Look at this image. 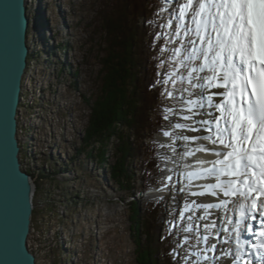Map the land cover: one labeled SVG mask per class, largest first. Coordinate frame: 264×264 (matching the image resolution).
I'll use <instances>...</instances> for the list:
<instances>
[{"label": "rangeland", "instance_id": "374dc122", "mask_svg": "<svg viewBox=\"0 0 264 264\" xmlns=\"http://www.w3.org/2000/svg\"><path fill=\"white\" fill-rule=\"evenodd\" d=\"M166 2L156 0L152 11L150 9L144 13L141 25L151 27L150 33L156 45L162 49L168 45L166 55L162 58L164 64H167L163 72L165 81L173 83L167 92V95L171 92L172 96H166L163 102L164 113L161 114L165 121L152 141L160 144L161 148L163 143L171 145V151L156 148L155 155H150L151 150L147 152L148 157L143 154L138 157L134 166L137 171L132 190L134 196L123 191L109 171V164L117 160L114 154L118 142L116 138L110 141L108 162L103 167L96 164L95 158L80 154L71 165L70 174L62 172L57 176L58 186L55 189L47 185L44 195L36 196L39 198L35 205L38 216L33 222L29 247L37 253L39 264H63L61 249L65 250L64 245L73 254V259L77 257L73 264H138L136 235L129 212V204L134 198L145 207L160 204L155 220L160 228L157 234L162 244L157 248L163 250L167 242L171 243L172 264L178 259L174 251L177 244L179 249H186L190 258L193 256L195 261H200L198 256L202 253V249H199L201 243L189 247L196 244L190 229L195 230V218L205 215L204 208L195 207L198 205L195 201L188 205L196 195L172 192L175 184L162 187L164 191L155 190L154 185L164 182V160L172 155L174 144L179 142L173 140L176 131H182L169 127L173 121L184 122L185 109L176 99L183 97L186 101L187 95L193 91L189 87L188 73H183V77L178 74L182 72L180 57L177 55L176 60L172 59V50L181 48L186 40L183 36L178 38L174 35V31L182 29L171 11L174 6ZM117 3L119 6V0H29L33 58L29 61L20 112V138L24 142V160L29 168L39 172L44 164L49 168L55 162L62 160L64 163V155L74 158L77 149L83 146L82 138L91 113L88 102H93L101 93L105 75L104 61L109 53L106 50L114 35L111 31L108 33L105 27H118V21L121 20L116 11ZM146 40L149 43V35ZM57 71L60 82L55 86ZM182 88L184 93L180 92ZM177 108L181 109L179 113L175 112ZM165 116L168 118L165 119ZM32 124L35 129L31 128ZM164 131L171 132L173 139L164 136ZM143 142H147V139ZM47 144L51 146L46 150ZM52 147L54 149L50 152ZM42 149L45 154H42ZM154 158L159 163V174V169L152 167ZM52 190L55 193L48 197V192ZM191 206L194 211L188 210ZM190 216L193 221L188 225L190 221L187 218ZM196 235L200 236L199 231ZM142 239L145 240L144 237ZM69 240L73 241V245L66 244ZM159 252V264H167L164 252Z\"/></svg>", "mask_w": 264, "mask_h": 264}, {"label": "snow or ice", "instance_id": "6c2138e0", "mask_svg": "<svg viewBox=\"0 0 264 264\" xmlns=\"http://www.w3.org/2000/svg\"><path fill=\"white\" fill-rule=\"evenodd\" d=\"M175 3L177 7L172 12L176 13L175 19L182 31H174V35L183 36L186 43L172 52L174 57H180L182 72L178 74L183 77V73H188L189 87L193 91L186 101L183 97L174 99L187 109L183 119L194 123L189 128L173 121L169 127L182 129L176 134L178 138L206 137L211 141L214 147L209 151L215 158L207 161L210 167L201 175L215 177V183L200 187L209 189L210 195L219 200L195 206L203 207L205 215L195 218L196 228L190 230L196 244L189 247L204 243L208 251L223 253L225 257L216 260L213 256L209 261L234 264L235 256L226 247L231 240L225 227L230 223L227 215L230 200L233 203L242 201L241 219L246 211L249 213L246 223L249 238L256 234L252 231L253 222L256 229H264V0H186L184 3L175 0ZM184 91L180 89L181 93ZM205 92L210 93L206 99ZM180 111L179 108L175 110L176 113ZM186 131L198 135L189 138L184 135ZM163 135L167 137L170 133L164 131ZM210 209L216 210L211 220ZM187 219L193 221L191 216ZM200 220H208L203 224L207 235H196L201 227ZM211 229H215L213 243L208 242ZM259 235L264 237V231ZM251 247L256 251L248 254L258 256L259 264H264V253L255 243ZM259 247H264V240ZM174 251L178 258L175 264H197L186 249H179L178 244ZM244 264H252V261Z\"/></svg>", "mask_w": 264, "mask_h": 264}, {"label": "trees", "instance_id": "16d2710c", "mask_svg": "<svg viewBox=\"0 0 264 264\" xmlns=\"http://www.w3.org/2000/svg\"><path fill=\"white\" fill-rule=\"evenodd\" d=\"M154 2L155 0H119V6L117 3L116 11L121 20H117L118 27H105L108 33L111 31L114 35L106 50L109 53L104 61L105 75L101 93L93 102H88L91 113L89 125L82 138L83 146L77 149L76 157L69 156L64 163L61 160L51 164L49 168L44 164L39 172L27 167V171L36 181L38 197L44 195L47 185L55 189L58 186L57 176L70 171L71 165L73 166L82 153L89 158H95L96 164L103 167L108 162L107 154L113 138L118 141L114 148L117 160L109 164V171L119 187L129 196H134L132 190L137 173L135 162L142 154L147 156V152L151 150L153 151L150 155H155L156 148L148 140L153 138L158 132V127L164 122L161 113L162 104L166 100V82L162 81L159 68V49L158 46L152 45L148 26L141 25L144 13L152 9ZM148 35L149 43L146 40ZM146 139L147 142H143ZM154 160L152 167L158 170L157 158ZM54 193V190L49 191L48 197ZM36 200L39 201V198ZM142 206L143 204L135 198L129 204L130 219L136 235L137 263L159 264L161 251L164 252L167 264H172L171 243L167 242L169 244L166 243L163 250L157 248L162 244L157 234L160 228L155 220L160 204L143 206L144 210ZM37 216L35 208L34 223ZM166 239L168 240V237Z\"/></svg>", "mask_w": 264, "mask_h": 264}, {"label": "water", "instance_id": "95a60500", "mask_svg": "<svg viewBox=\"0 0 264 264\" xmlns=\"http://www.w3.org/2000/svg\"><path fill=\"white\" fill-rule=\"evenodd\" d=\"M32 27L29 0H0V264H38L29 248L38 189L20 138Z\"/></svg>", "mask_w": 264, "mask_h": 264}, {"label": "bare ground", "instance_id": "6f19581e", "mask_svg": "<svg viewBox=\"0 0 264 264\" xmlns=\"http://www.w3.org/2000/svg\"><path fill=\"white\" fill-rule=\"evenodd\" d=\"M179 2L180 3H184V2H186L185 0H179ZM39 6V5H38ZM173 9V8H172ZM172 9H171V11H172ZM35 31V30H34ZM30 65H28V67H29ZM71 72V71H70ZM39 81V80H38ZM26 86V85H25ZM192 93V92H191ZM208 93V94H207ZM210 93L209 92H205V99L207 98V96L209 95ZM191 95V94H190ZM187 97H188V95H187ZM197 97H193V99H196ZM213 100L215 101V97H213ZM183 107H184V116L186 115V112H187V109H186V107H185V105H183ZM20 115H21V113H20ZM183 116V117H184ZM180 123L181 124H186L189 128L191 127V123H194V121H185L184 120V122H181L180 121ZM177 133L178 132H181V131H176ZM184 135L185 136H187V137H189V138H191V137H193V136H197L198 135V133H196V132H193V131H186V132H184ZM204 138H206V137H204ZM163 139H165V138H163ZM167 139V138H166ZM165 139V140H166ZM168 139H170V140H172L173 139V136H172V134H171V132H170V135H169V137H168ZM164 140V141H165ZM173 140H175V141H179V140H183V143H185V141H189L190 142V140H185V139H183V138H178L177 137V135L175 136V138L173 139ZM163 144H167V143H163ZM184 145H182V147H183ZM196 147V146H195ZM169 149H171V145H169ZM181 145H179V143H175V148L173 149V157H172V159H173V161H174V164H176V166H173V165H170V162L168 161V166H167V174L169 175L171 172H175L176 170H178V169H181V166L179 165V162H177V159L180 157V154L182 153V151H181ZM192 150V149H191ZM185 162V167H187L188 168V170H191L192 169V167H193V165L191 164V162L190 161H184ZM56 163V162H55ZM54 164V163H53ZM169 166H173V167H175V169H172V168H169ZM168 169H170L169 171H168ZM179 172H181V171H179ZM182 173V172H181ZM192 173H193V171H190L189 172V175L191 176L192 175ZM166 174V175H167ZM186 177V176H185ZM187 178V177H186ZM198 185V182H194L193 180L190 182V185H187V184H184V181H182V183L179 181V187H181L182 189H184L185 187L186 188H188V189H195V187ZM177 189H179V188H177ZM177 192H179L178 190H177ZM149 194V193H148ZM203 196V199L205 200V201H207V203H218L219 202V200H218V198L217 197H213V196H208V195H206V194H203L202 195ZM195 202H196V204H198V201L197 200H195ZM190 203H192V200L188 203V204H190ZM237 204H238V202H236ZM236 203H233V201H231L230 200V202H229V212H228V218L230 219V213L232 214V216H233V214L235 213L234 212V208L236 207ZM178 205H179V203H178ZM236 210V209H235ZM209 212L210 213H212V215H210L209 216V220H211V219H213V218H215V214H216V210H213V209H210L209 210ZM191 223L192 222H188V225H191ZM205 223H208V220L207 221H205L204 222V224ZM217 225H219V221H217ZM194 224L196 225V222H194ZM193 226V225H192ZM225 227L229 230V224H227V225H225ZM211 231V235H209L208 236V242L209 243H213V242H211V240H210V238L211 237H214L215 236V229H211L210 230ZM204 235H206V232L204 231ZM200 236H203L202 234H201V232H200V234H199ZM238 237V233H235L233 236L231 235V240L230 241H234L236 238ZM204 243H201V245L199 246V249H202L201 251L202 252H205V250H207V245L206 244H204ZM240 246V243L237 245V246H226L227 247V250L230 252V253H234L235 251H236V253L238 252V250H239V253L241 252V246ZM220 247V245H217V248H219ZM205 253H207L208 254V258L209 257H212L211 256V253L212 252H205ZM239 253H238V256H239ZM222 255H223V253H222ZM199 262V264H208L207 263V259H202V261L200 260V261H198Z\"/></svg>", "mask_w": 264, "mask_h": 264}, {"label": "built area", "instance_id": "2783aa9c", "mask_svg": "<svg viewBox=\"0 0 264 264\" xmlns=\"http://www.w3.org/2000/svg\"><path fill=\"white\" fill-rule=\"evenodd\" d=\"M59 67H60V65H59ZM61 68V67H60ZM58 70H59V68H58ZM61 71H63V69L61 68ZM56 74H57V78H56V83H55V86L57 85V84H59V82H60V77H59V73H58V71L56 72ZM56 74H55V76H56ZM59 81V82H58ZM72 84H73V82H72ZM31 128H33V127H31ZM31 130H33V129H31ZM33 135V134H32ZM53 137H55V136H53ZM64 141H66L67 142V140L65 139ZM72 142V141H71ZM53 144H55V143H53ZM51 146V145H50ZM50 146H49V144H47L46 145V150H47V148H50ZM33 149H35V148H33ZM52 149H54L53 147L50 149V152H52ZM34 153V152H33ZM42 154H45V150L44 149H42ZM36 155V154H35ZM66 155H68V154H66ZM69 156V155H68ZM64 157H65V155H64ZM27 166V165H26ZM28 167V166H27ZM33 232H34V230H33ZM38 234V238L40 237V235H39V232L37 233ZM73 241L72 240H69L68 242H66V244L67 245H73V243H72ZM39 243V242H38ZM29 245H31V242L29 241ZM39 245L41 246L42 244H40L39 243ZM45 245V244H44ZM65 246V250L64 249H61L62 251H61V259H62V261H63V263L64 264H71V261L72 260H77V257L75 258V259H73V254L71 255L70 253H69V250L67 251L66 250V248H68V247H66V245H64ZM31 247V246H30ZM29 247V248H30ZM42 248H44V247H42ZM41 248V249H42ZM70 249H73V248H71V247H69ZM38 249V248H37ZM30 250H32L34 253H35V251H34V249H32V248H30ZM76 250V249H75ZM72 251V250H71ZM36 254V256H37V253H35ZM37 259H38V256H37ZM82 261V260H81ZM74 262V261H73ZM38 264H39V261H38Z\"/></svg>", "mask_w": 264, "mask_h": 264}]
</instances>
